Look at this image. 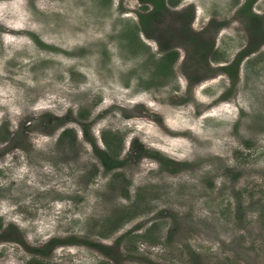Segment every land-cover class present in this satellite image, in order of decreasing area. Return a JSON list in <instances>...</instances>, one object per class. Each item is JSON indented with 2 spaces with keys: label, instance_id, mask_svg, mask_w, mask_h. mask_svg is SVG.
Masks as SVG:
<instances>
[{
  "label": "rangeland",
  "instance_id": "obj_1",
  "mask_svg": "<svg viewBox=\"0 0 264 264\" xmlns=\"http://www.w3.org/2000/svg\"><path fill=\"white\" fill-rule=\"evenodd\" d=\"M168 1L0 0V264H264V0Z\"/></svg>",
  "mask_w": 264,
  "mask_h": 264
},
{
  "label": "trees",
  "instance_id": "obj_2",
  "mask_svg": "<svg viewBox=\"0 0 264 264\" xmlns=\"http://www.w3.org/2000/svg\"><path fill=\"white\" fill-rule=\"evenodd\" d=\"M142 2L148 3L151 2L154 5V8L152 10L149 11V13L147 14H140V18L142 19L143 23H145V18L146 17H150L152 18L153 14L159 10H161L162 8H165L166 2L165 0H141ZM169 3L173 4V0H169ZM251 0H248L247 3L243 4L241 7V14H246V13H251L252 17H253V23L255 25L257 19H260V15L256 12L251 11L250 7H251ZM144 10H148V6L147 4L143 6ZM251 26V25H250ZM145 27V26H144ZM146 28V27H145ZM252 28L254 29V26L252 25ZM259 31V28H255L254 31ZM256 31V32H257ZM259 32H262L261 30ZM263 36L262 39H264V32H262ZM135 39V38H134ZM138 40V37L136 38ZM255 42L253 41V44ZM252 45V44H251ZM179 56V53L176 50H171V51H166L165 54L159 59L158 61V69L161 70L162 72H166V70L169 69V67L172 66V64L177 60ZM239 64V58H236L231 64H228L226 66H223L221 69H224L225 72H227L228 74H230V76H232L233 78L237 76V71L235 70V68L237 69V65ZM80 115H83V112H81ZM64 136H70L72 137V141H74L75 139V133L73 132L72 129H66L63 131L61 137L63 138ZM106 141V145H107V150L102 151V150H98V154L99 156L102 158L103 164L107 169H111V168H118L121 165H123L124 162L120 161L118 159V154H116L114 152V142L116 141V139L113 138H105ZM138 205V202L135 203ZM110 222V231H113L117 228V225L112 227V223L111 219H109ZM42 251H44L46 253L45 248L42 249Z\"/></svg>",
  "mask_w": 264,
  "mask_h": 264
}]
</instances>
